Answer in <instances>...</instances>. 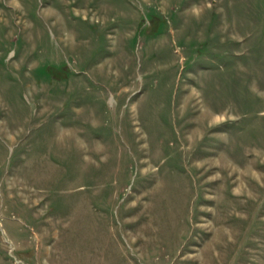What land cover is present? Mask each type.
<instances>
[{"label":"rangeland","instance_id":"obj_1","mask_svg":"<svg viewBox=\"0 0 264 264\" xmlns=\"http://www.w3.org/2000/svg\"><path fill=\"white\" fill-rule=\"evenodd\" d=\"M0 264H264V0H0Z\"/></svg>","mask_w":264,"mask_h":264},{"label":"bare ground","instance_id":"obj_2","mask_svg":"<svg viewBox=\"0 0 264 264\" xmlns=\"http://www.w3.org/2000/svg\"><path fill=\"white\" fill-rule=\"evenodd\" d=\"M10 1H11V0H10ZM214 119H215V121L217 120V118H216V117H215Z\"/></svg>","mask_w":264,"mask_h":264}]
</instances>
